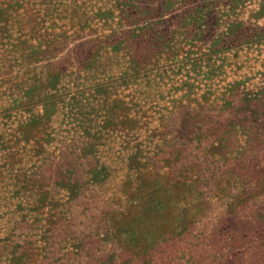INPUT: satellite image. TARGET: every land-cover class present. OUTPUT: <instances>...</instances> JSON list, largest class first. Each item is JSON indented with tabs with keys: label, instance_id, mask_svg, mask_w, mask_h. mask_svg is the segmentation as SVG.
<instances>
[{
	"label": "rangeland",
	"instance_id": "rangeland-1",
	"mask_svg": "<svg viewBox=\"0 0 264 264\" xmlns=\"http://www.w3.org/2000/svg\"><path fill=\"white\" fill-rule=\"evenodd\" d=\"M0 264H264V0H0Z\"/></svg>",
	"mask_w": 264,
	"mask_h": 264
}]
</instances>
